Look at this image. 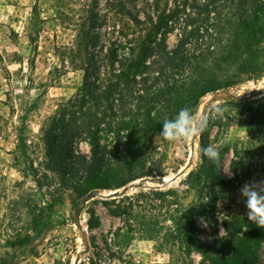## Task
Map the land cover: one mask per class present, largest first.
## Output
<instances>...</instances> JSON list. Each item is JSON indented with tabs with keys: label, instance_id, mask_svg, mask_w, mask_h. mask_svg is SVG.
<instances>
[{
	"label": "rangeland",
	"instance_id": "374dc122",
	"mask_svg": "<svg viewBox=\"0 0 264 264\" xmlns=\"http://www.w3.org/2000/svg\"><path fill=\"white\" fill-rule=\"evenodd\" d=\"M92 2L0 0V264H71L80 244L82 250L73 217L75 205L85 194L63 189L58 178L46 170L49 147L45 137L61 132V125L55 123L66 121L79 109L82 95L92 83L101 90L105 87L110 67L99 64L85 77L83 70L70 65L66 48L72 45L89 9L98 18L95 33L99 40L95 48H89L83 67L90 63V54L98 51L104 56L126 40L143 35L139 26L125 23L127 18L116 15L104 0ZM123 2L140 18L142 11L151 10L152 0ZM195 2L203 0H189L188 4ZM167 8L172 9L173 3ZM186 8L187 13L196 11ZM252 10L246 13L252 29L249 38L239 37L237 49L225 45L236 23L231 19L220 46L200 61L196 72L204 71L207 88L226 90L264 83V8L256 10L255 16ZM179 32L177 28L167 35L170 46L177 42ZM248 47L251 50L246 54ZM228 83L235 86L226 88ZM192 93L179 94L170 119L181 108H191ZM211 93L200 99L201 104ZM263 96L245 104L221 100L207 111L209 123L196 139V159L189 173L198 172L199 149L211 144L219 151L218 169L224 179L197 182L196 176H185L162 189L139 190L107 203L100 199L87 202L82 217L89 245L80 264H264V229L248 220L239 195L245 183L264 179V137L251 135L247 125ZM83 105L82 112L101 116L102 104L86 100ZM215 107L224 109L221 116L212 117ZM22 123L24 152L17 136ZM253 123L263 131L264 122ZM105 128L101 123L95 129L101 144L108 141ZM85 138L79 136L74 146L88 154ZM188 146L163 140L159 131L143 163L148 173L131 179L176 174L188 162ZM133 180L125 178L124 185ZM215 194L218 198L212 201V209L209 204ZM91 212L93 229L88 226ZM183 236L191 237L192 242H184ZM258 238L260 244L255 247ZM208 245L214 246L212 250Z\"/></svg>",
	"mask_w": 264,
	"mask_h": 264
},
{
	"label": "trees",
	"instance_id": "16d2710c",
	"mask_svg": "<svg viewBox=\"0 0 264 264\" xmlns=\"http://www.w3.org/2000/svg\"><path fill=\"white\" fill-rule=\"evenodd\" d=\"M104 1L116 15L127 18L125 23L139 26L143 35L135 40H126L118 45V49L104 56L98 55V51L90 54V63L83 67L89 48H95L99 40L98 33H95L98 18L89 9L78 24L72 45L66 48L70 65L74 70H83L85 77L93 74L91 69L99 67V64L106 63L110 67L105 87L101 90L92 83L82 95L83 103L79 109L72 111L66 121L55 123V126L61 125V132L45 137L49 147L46 170L58 178L63 189L69 187L80 195L91 190L120 188L125 184V178L130 181L133 180L131 177L148 173L144 171L143 163L147 162V153L153 148L155 135L161 130L163 121L171 118L170 110L179 94L192 91L191 108L197 110L201 98L219 89L207 88L209 80L204 71L196 72L200 61L220 46L225 26L231 19L236 23L232 33L225 38V45L237 49L239 37L246 39L251 36L246 13L252 7L255 16L256 10L264 8V0H203L190 4L189 0H152L151 10L142 11L140 18L127 9L123 0ZM96 2L93 0L92 3ZM168 3H173L172 9L167 8ZM187 6L191 10L196 9L195 13H187ZM205 16L210 19L209 23ZM235 16L237 19H233ZM177 28L180 30L177 42L170 46L167 35ZM192 44L194 46L190 48ZM250 50V47L246 48V54ZM225 86L232 88L235 85L228 83ZM85 98L88 102L102 104L100 117L82 112ZM224 102L245 104L246 101L226 99ZM257 102L259 108L252 113L254 118L247 120V125L251 135L260 133L264 137V127L259 132L253 123L255 120L264 122V101ZM101 123L106 126V144L100 143L95 130ZM23 130L22 123L17 135L21 152L25 150ZM82 134L86 136L88 154L74 146ZM218 164L219 159L213 163L201 155L198 172L191 171L186 178L196 176L197 182L202 179L222 180L225 176L219 171ZM30 170L36 174L32 167ZM125 176H129L128 179ZM217 198L218 194L213 195L210 208H214L212 201ZM93 220L91 212L90 229L95 227ZM252 228L255 229L254 226ZM183 241L192 242L189 236L187 239L183 236ZM259 244L258 238L255 247ZM212 247L208 245V250Z\"/></svg>",
	"mask_w": 264,
	"mask_h": 264
},
{
	"label": "clouds",
	"instance_id": "9594fccd",
	"mask_svg": "<svg viewBox=\"0 0 264 264\" xmlns=\"http://www.w3.org/2000/svg\"><path fill=\"white\" fill-rule=\"evenodd\" d=\"M223 111L220 107L213 108L212 117L221 116ZM209 119V114L185 106L174 118L163 121L160 136L170 143L187 145L207 129ZM199 153L213 163L219 159V151L215 145L200 148ZM239 195L247 209L248 220L264 229V179H253L245 183L239 189Z\"/></svg>",
	"mask_w": 264,
	"mask_h": 264
},
{
	"label": "water",
	"instance_id": "95a60500",
	"mask_svg": "<svg viewBox=\"0 0 264 264\" xmlns=\"http://www.w3.org/2000/svg\"><path fill=\"white\" fill-rule=\"evenodd\" d=\"M231 89L226 90H218L215 92H212L208 99L206 100L205 106L201 113H207L209 108L213 106L215 103L221 101V100H236V101H250L256 98H260L264 95V87L263 88H253L247 95H237L234 92H230ZM198 138V136L194 139V141L191 143V151L194 150V142ZM192 163L188 162L183 166L181 170H178L177 173L171 177L168 180H165V178H139L136 180H133L132 182L113 190H91L88 193H86L75 205L74 207V225L78 230H81V237L85 243L84 248L82 251H80L73 264H80L83 257L88 251V236H87V227L85 226L84 222L85 219L82 217V212L84 209V205L93 199H100L104 201L108 200H117L120 198H123L129 194V192H136L137 190H146L150 189L149 183H156L155 187H152L153 189H162L166 186L172 185L173 182L178 180L181 176L185 177L189 174L190 169L192 168Z\"/></svg>",
	"mask_w": 264,
	"mask_h": 264
},
{
	"label": "bare ground",
	"instance_id": "6f19581e",
	"mask_svg": "<svg viewBox=\"0 0 264 264\" xmlns=\"http://www.w3.org/2000/svg\"><path fill=\"white\" fill-rule=\"evenodd\" d=\"M263 82V81H262ZM242 87V86H241ZM264 87V83H261V84H259L258 83V85L257 86H255V85H253V84H251V85H249V86H247V87H242V88H235V89H231L230 90V92H234L235 94H237V95H247L253 88H263ZM208 99V97L205 99V101L199 106V111L200 112H202V110H203V108H204V106H205V103H206V100ZM193 147H194V150L193 151H191V143H189V146H188V158H187V160H188V162H191L192 164H193V162H194V160L196 159V147H197V140H195V142H194V145H193ZM187 162V163H188ZM186 163V164H187ZM193 166V165H192ZM183 167H181V169H182ZM180 169V170H181ZM220 170H222V168H220ZM175 174H170V175H166L164 178H165V180H168V179H170L171 177H173ZM182 178V176L179 178V179H181ZM178 179V180H179ZM178 180H176L175 182H177ZM175 182H173L172 184H174ZM156 186V183H149V187H151L150 189H153L152 187H155ZM146 190H148V189H146ZM138 191V190H137ZM129 193H133V192H129ZM79 232H80V234H81V230H79ZM80 243H82V249L84 248V246H85V243H84V241H83V239H82V237H81V242ZM80 250H81V244H80V246H79V252H80ZM82 251V250H81ZM78 252V253H79ZM77 253V254H78ZM77 256V255H76ZM76 256L72 259V262H71V264H73L74 263V261H75V258H76Z\"/></svg>",
	"mask_w": 264,
	"mask_h": 264
}]
</instances>
